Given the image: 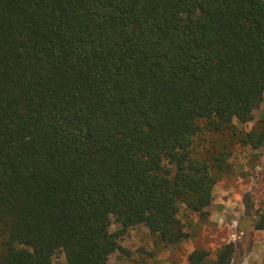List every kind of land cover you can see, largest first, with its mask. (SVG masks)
Returning a JSON list of instances; mask_svg holds the SVG:
<instances>
[{"label": "trees", "instance_id": "obj_1", "mask_svg": "<svg viewBox=\"0 0 264 264\" xmlns=\"http://www.w3.org/2000/svg\"><path fill=\"white\" fill-rule=\"evenodd\" d=\"M263 96L264 0H0V264H109L143 228L181 243L215 185L196 138Z\"/></svg>", "mask_w": 264, "mask_h": 264}, {"label": "rangeland", "instance_id": "obj_2", "mask_svg": "<svg viewBox=\"0 0 264 264\" xmlns=\"http://www.w3.org/2000/svg\"><path fill=\"white\" fill-rule=\"evenodd\" d=\"M232 127L222 133H206L196 138L199 157L208 160L215 185L207 217L198 218L180 207L177 218L188 237L175 246H165L146 228L130 231L120 242L123 252H115L109 264H189L193 250H203L214 258L222 245L233 243L235 251L230 264H264V232L255 234L253 223L264 212V96L250 123L232 120ZM252 132L260 138L257 147L243 142ZM226 151L221 167L215 158ZM118 225L111 217L110 229ZM53 264H65L61 253Z\"/></svg>", "mask_w": 264, "mask_h": 264}, {"label": "crops", "instance_id": "obj_3", "mask_svg": "<svg viewBox=\"0 0 264 264\" xmlns=\"http://www.w3.org/2000/svg\"><path fill=\"white\" fill-rule=\"evenodd\" d=\"M254 232H255V234H258L259 233V235L262 236V234H263L264 231H256V230H254Z\"/></svg>", "mask_w": 264, "mask_h": 264}]
</instances>
